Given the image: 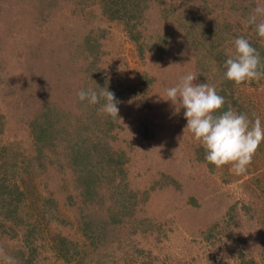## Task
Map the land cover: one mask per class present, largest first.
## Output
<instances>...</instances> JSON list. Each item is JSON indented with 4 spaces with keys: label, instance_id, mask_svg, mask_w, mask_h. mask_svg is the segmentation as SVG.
<instances>
[{
    "label": "rangeland",
    "instance_id": "1",
    "mask_svg": "<svg viewBox=\"0 0 264 264\" xmlns=\"http://www.w3.org/2000/svg\"><path fill=\"white\" fill-rule=\"evenodd\" d=\"M102 1L0 0V151L9 153L0 176L26 192L18 222L0 212V248L16 264H71L55 252L58 237L76 244L83 264H140L144 255L153 264H264V142L244 174L217 168L184 130V109L162 98L194 72L264 122V78L223 77L235 38L264 48L247 24L264 0H116L111 8L131 15L122 19ZM100 87L120 101L115 120L99 111L103 100L78 99ZM104 153L121 154L127 189ZM93 172L103 177L90 200L101 204L86 201ZM122 190L136 195L124 196L104 238L96 222Z\"/></svg>",
    "mask_w": 264,
    "mask_h": 264
},
{
    "label": "clouds",
    "instance_id": "2",
    "mask_svg": "<svg viewBox=\"0 0 264 264\" xmlns=\"http://www.w3.org/2000/svg\"><path fill=\"white\" fill-rule=\"evenodd\" d=\"M247 24L255 27L256 35L264 42V4L258 3L252 9ZM224 68V78L236 85L259 82L264 78V60L244 36L232 42ZM197 77L198 74L194 72L180 76L174 86L165 89L162 98L171 101L176 108L179 105V109H184L183 115L187 121L184 130L187 129L203 147L207 162L217 168L229 165L235 175L244 174L259 145L264 142V122L255 114L254 119H250L246 113L237 112L231 107L220 111L225 105L224 97L217 93L215 86L195 82ZM77 96L89 105L103 100L99 111L113 120L119 117L117 105L120 101L107 88L82 89ZM0 255L4 256L5 264H16L13 257L4 254L3 248H0Z\"/></svg>",
    "mask_w": 264,
    "mask_h": 264
},
{
    "label": "trees",
    "instance_id": "3",
    "mask_svg": "<svg viewBox=\"0 0 264 264\" xmlns=\"http://www.w3.org/2000/svg\"><path fill=\"white\" fill-rule=\"evenodd\" d=\"M122 1L120 4L124 5V6L127 5V3H129V5L131 3H133L131 0H122ZM140 1L141 0H139V2ZM102 2H104L106 5V7H104V11L108 14L110 19L127 18V16H128L127 15V13H128L127 8H125V10L123 12L120 11V7L116 8V9L111 8V6L116 4V0H103ZM139 2H138V4H139ZM138 4H136V5H138ZM128 17H131V15H129ZM250 43L252 44L253 47H255L259 51L262 60H264V48L261 45H258L256 42H250ZM223 69L225 72L226 69L225 68H223ZM225 80L228 82V85H232L234 83L233 81H229L227 79H225ZM222 96H224V95H222ZM224 99H225V105L222 108V111L227 110L230 106V102L228 100V97L227 98L224 97ZM237 104H238L237 101L232 102V106H234V107L237 106ZM236 110H237V107H236ZM2 148H3V151L2 150L0 151V158H4L3 155H5L7 153V148L5 147V145H3ZM76 155H77V158L80 159V156L81 157L82 156H84V157L88 156V151H83L81 154L78 153ZM5 157H7V156L5 155ZM8 157H9V153H8ZM8 157L5 160L6 162H8ZM120 158H121V154H119V153L117 154V157H114L113 155H110L108 153H104L102 156V163L108 169H109V167H112L114 169V171H116V173H118V171H120V173L118 174L119 178L117 180L118 186L127 189L126 171H125V169H123L121 167L122 164H121V160H119ZM202 159H205V157H203ZM123 164H124V162H123ZM115 176H116V174H115ZM115 176H114V178H115ZM10 177H12V176H10L7 171H4L0 176V212H5L7 219L8 218L15 219L16 222H18L19 216H17L18 214L15 213V211L17 210L18 205L22 204V202L25 201L26 192L24 190H22V187L20 186V184L17 181H13V182L9 181ZM102 177H103L102 175L97 176V174L95 172H93L92 174L91 173H85L84 178L88 182L87 187H86L87 190H86V194H85V195H87L86 201H91V202L96 203V204H101L104 201L102 199L90 200V198H91L90 195H92L95 191L94 182L99 181L100 179H102ZM122 191H124V193ZM122 191H121L122 195H121L120 202L108 204L109 207L107 210L109 211V213L107 212V214H108L107 219L100 217L99 220L96 222V225L99 226L103 230V237L104 238L107 235V230L114 228L115 225H117V221H120L118 219V217H122L121 211L119 210V207L120 206L124 207L125 206L124 201L128 199V197H124V196L125 195H136V193L133 192L132 190H129V192H126V190H122ZM44 201H45V199L43 198V202ZM32 203H34V202L31 201V204ZM38 207H42V206L38 205ZM35 231H36L35 226H33L32 228H29V232H28V234H25V238H27L28 235L34 234ZM38 231H40V228L38 229ZM95 239L99 240L100 238L94 237V239L92 240L93 243H94ZM17 252H21V250L19 249ZM55 252L58 254L59 257H61V259L63 260L64 263L83 264V256H80V250L76 247V244L68 242V240L65 237H58L57 242H56V246H55ZM29 254L31 255L32 253H29ZM32 259L33 258L31 256H28L29 262L32 261ZM140 264H153V259H151L150 255H144L143 261L140 262Z\"/></svg>",
    "mask_w": 264,
    "mask_h": 264
}]
</instances>
